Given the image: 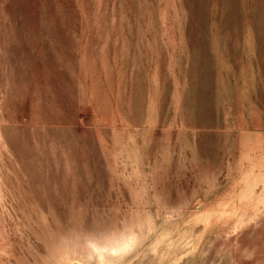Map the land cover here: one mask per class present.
<instances>
[{"label": "rangeland", "instance_id": "rangeland-1", "mask_svg": "<svg viewBox=\"0 0 264 264\" xmlns=\"http://www.w3.org/2000/svg\"><path fill=\"white\" fill-rule=\"evenodd\" d=\"M0 264H264V0H0Z\"/></svg>", "mask_w": 264, "mask_h": 264}]
</instances>
